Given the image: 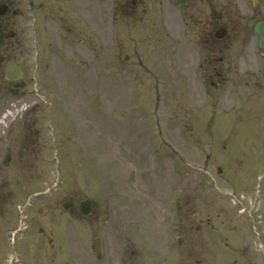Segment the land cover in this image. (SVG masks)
Here are the masks:
<instances>
[{
	"label": "rangeland",
	"instance_id": "374dc122",
	"mask_svg": "<svg viewBox=\"0 0 264 264\" xmlns=\"http://www.w3.org/2000/svg\"><path fill=\"white\" fill-rule=\"evenodd\" d=\"M170 1L163 2V16L158 0H150L149 16L143 20L113 24V0H100L98 42L86 39L85 44L61 46L50 66L41 69L31 36L33 16L41 18L42 27L37 29L41 31L51 23L46 18L49 10L45 16L35 15L30 0H10L19 15L13 17L10 10L7 17L14 20L16 38L25 42L28 70L11 86L0 76V131H13L14 142L22 149L32 131L39 129L42 135L32 153L21 157L18 220L28 227L16 234L12 247L0 221V264H7L11 250L18 251L12 264H113L114 244L127 238L138 248L146 242L152 247L162 245L163 239L170 242L165 231L172 217L166 214L175 209L178 196L182 212L210 213L218 229L226 223L224 210L235 213L246 208L245 212L252 209L256 214L250 195L239 202L230 195L245 185L237 178L239 168L230 163L233 154L223 144L228 131L235 134L229 142L259 150L245 164L252 169L251 176L264 167V72L260 71L264 61L252 54L255 45L244 53L235 42L229 57L240 67H222L224 78H218L203 65L208 49L191 40L200 35L201 25L190 24L185 31ZM128 9L134 11L133 6ZM56 33L64 37L60 30ZM178 37L186 53L189 46L195 48L190 59L176 45ZM226 44H218V49ZM236 131L250 132L244 138V132ZM238 151L243 154V148ZM226 152L230 159L219 171ZM69 195L91 198L93 213L81 219L66 212L62 201ZM40 206L47 215L44 240L36 231L42 219ZM232 217L236 230L245 229L246 234L244 218ZM254 219L259 230L264 229L263 216ZM191 236H185L181 250L188 248ZM214 242L218 249L213 246L209 259L220 264L215 257L222 244ZM250 251L259 257L254 241Z\"/></svg>",
	"mask_w": 264,
	"mask_h": 264
},
{
	"label": "flooded vegetation",
	"instance_id": "af4514ba",
	"mask_svg": "<svg viewBox=\"0 0 264 264\" xmlns=\"http://www.w3.org/2000/svg\"><path fill=\"white\" fill-rule=\"evenodd\" d=\"M128 1L134 5V11L129 12L128 6L125 5L122 9L123 12L133 20H142V16H140L143 9L142 0H113V19L116 20L118 14L117 3L125 4ZM31 6L34 14L36 12L46 14L48 9V13L52 16L51 20L54 22L51 24H61L58 25L59 29L62 26L67 29L62 33L65 35L63 39L67 42L77 40L79 43L85 40L86 35L93 39L99 34L97 26L100 0H31ZM175 6L177 7L175 11L178 20L185 24L201 25L203 30L199 41L209 51V54L204 55L205 63L203 65L207 66L211 72H215L218 77L224 78L221 72L222 67L225 69L232 65L235 69L240 67L238 63L235 65L229 57L236 49L230 50L235 42H240L239 46H243L244 53L245 50H248L249 45L250 47L251 44L255 45L257 51L251 47L252 54L260 56L264 61V49L260 47L259 37L255 33L256 24L264 23V0H175ZM46 18L50 19V16ZM8 23L10 24V22ZM219 28L223 30L222 38L216 36V31ZM31 34L37 35L43 40L39 43L41 61L46 57L48 59L53 46V35L59 36V34L45 31H34ZM217 42L219 45L227 44L218 49ZM24 46L25 42L21 38L17 39L16 34L14 37H8V33L2 32L0 34V51L4 52V61L1 63L5 65V61L21 54V65L24 70H28ZM14 49H19L17 54L12 52ZM217 51L219 55H216ZM191 52L193 53L192 50ZM45 66H49V64H45ZM39 137L40 133L38 132L35 139L31 138V146L28 147V151H31V147L36 145ZM0 142H2V138H0ZM3 150L4 148L0 146V154ZM7 152L8 159L5 162L8 169L4 170L3 167H0L1 222L5 219L4 214L6 213L8 221H12L14 218L13 207L17 200L19 185L22 182L20 159L22 155H25V152H21L20 145L13 141L7 147ZM240 167H242L241 164ZM242 174L247 177L249 172L243 170ZM180 210L176 214H166L172 217L171 221L167 223L165 231L170 235L168 237L170 242L165 243V239H163L162 243V245H167L154 244L152 247L153 245L146 242L138 248L133 240L127 238L124 242L120 241L114 244L111 250L113 264H179L181 259L198 264H212V256V259H209L212 247L218 249L214 239L217 243L222 244L220 254H216V257H220V264H259L260 258L264 257L251 255V242L244 234L243 229L239 228L241 232L236 230L237 220L234 224H230L234 221L233 215L244 216L245 213L241 208L236 209L235 213H228L227 210H224L223 221H226L227 228L224 225L223 229H218L212 222L210 213L193 209L189 213L182 214ZM190 232H193L192 236ZM165 233H163L164 237ZM175 233L178 236L183 234L180 236L182 241H184L183 236H191L190 246L183 252L180 245L176 246L172 242ZM125 236L127 237V235ZM262 238L264 240V232L260 233L259 239Z\"/></svg>",
	"mask_w": 264,
	"mask_h": 264
},
{
	"label": "water",
	"instance_id": "95a60500",
	"mask_svg": "<svg viewBox=\"0 0 264 264\" xmlns=\"http://www.w3.org/2000/svg\"><path fill=\"white\" fill-rule=\"evenodd\" d=\"M6 10V7L4 5L0 6V13H4ZM259 31V33L261 34V41L262 44H264V31H262L260 28L257 29ZM20 76V74L17 73V71L15 69H13L12 66H8V70H7V77L11 78V79H16ZM90 201H87L83 204V207H86L87 209L84 208V212L88 213L90 207Z\"/></svg>",
	"mask_w": 264,
	"mask_h": 264
}]
</instances>
